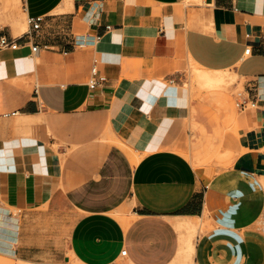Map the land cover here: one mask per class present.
Returning a JSON list of instances; mask_svg holds the SVG:
<instances>
[{
    "label": "crops",
    "instance_id": "0c3cea01",
    "mask_svg": "<svg viewBox=\"0 0 264 264\" xmlns=\"http://www.w3.org/2000/svg\"><path fill=\"white\" fill-rule=\"evenodd\" d=\"M188 1L0 0V37L17 43L0 51V117L50 132L47 156L0 167V255L264 264V0ZM29 17L41 18L37 30ZM189 64L226 70L256 96L235 117L253 154L218 169L187 157L221 124L184 88ZM46 161L53 187L25 198L24 174L37 179Z\"/></svg>",
    "mask_w": 264,
    "mask_h": 264
},
{
    "label": "rangeland",
    "instance_id": "374dc122",
    "mask_svg": "<svg viewBox=\"0 0 264 264\" xmlns=\"http://www.w3.org/2000/svg\"><path fill=\"white\" fill-rule=\"evenodd\" d=\"M199 3H201V0H189L185 2L186 5ZM23 22L21 31L25 30L26 18H23ZM193 72L200 71L193 69L192 65L189 64L185 70L186 79L184 81V88L188 90L191 99L204 102L217 119L221 116V124L219 131L217 130L212 137L203 132V136L205 137L199 140L201 146L197 150L196 159H193L190 153L187 157L195 165H212L218 169L224 166L230 157L237 153L248 151V154H253L254 152L249 142L247 146H240V133L235 119L240 113L235 103L241 96L245 95L243 88L244 80L238 77L234 80V85L226 86V88H207L193 78ZM40 123L38 120L35 121L19 115L0 117V167L9 168L12 166V168H15L17 164L26 163L35 150H39L43 156H47L46 150L49 147L46 137H48L50 132L43 128ZM183 131H191L187 121L183 122ZM186 137L188 146L191 147L193 134L188 133ZM43 148H46L45 151ZM24 175L25 198L31 192L38 197H42L43 194H46L53 187L52 179H50L48 172L47 161L45 166L42 167V174L37 179L33 180L26 173ZM65 259L67 260L68 257L65 256ZM3 263L18 264L19 262H14L11 258L0 255V264Z\"/></svg>",
    "mask_w": 264,
    "mask_h": 264
},
{
    "label": "built area",
    "instance_id": "2783aa9c",
    "mask_svg": "<svg viewBox=\"0 0 264 264\" xmlns=\"http://www.w3.org/2000/svg\"><path fill=\"white\" fill-rule=\"evenodd\" d=\"M40 17H29L27 18V24L28 26L33 29V30H37L39 27V23H40ZM17 47V43L13 38H8L5 36H1L0 37V51L4 50V49H15ZM32 51L35 52L36 51V46L32 47ZM246 53L249 52V48H247L245 50ZM96 75V71L95 69H91V78L88 81V86L90 88H93L95 86V81H94V76ZM255 98L256 96H253V98H249L248 96H241L235 103V106L237 108H243V107H254L255 106ZM15 115V113H11L10 115H6V116H13ZM5 116V117H6ZM125 251H121V254H124Z\"/></svg>",
    "mask_w": 264,
    "mask_h": 264
},
{
    "label": "bare ground",
    "instance_id": "6f19581e",
    "mask_svg": "<svg viewBox=\"0 0 264 264\" xmlns=\"http://www.w3.org/2000/svg\"><path fill=\"white\" fill-rule=\"evenodd\" d=\"M193 72V78L204 85V87H225L231 86L233 83L232 74L226 70L207 72ZM228 88V87H227Z\"/></svg>",
    "mask_w": 264,
    "mask_h": 264
}]
</instances>
